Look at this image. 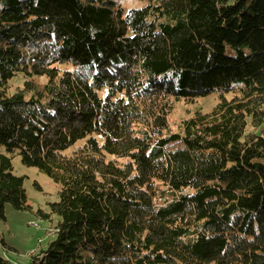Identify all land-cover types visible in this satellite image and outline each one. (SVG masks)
Instances as JSON below:
<instances>
[{"label":"trees","instance_id":"1","mask_svg":"<svg viewBox=\"0 0 264 264\" xmlns=\"http://www.w3.org/2000/svg\"><path fill=\"white\" fill-rule=\"evenodd\" d=\"M140 1L0 0V221L18 154L59 189L28 264H264V0Z\"/></svg>","mask_w":264,"mask_h":264},{"label":"rangeland","instance_id":"2","mask_svg":"<svg viewBox=\"0 0 264 264\" xmlns=\"http://www.w3.org/2000/svg\"><path fill=\"white\" fill-rule=\"evenodd\" d=\"M125 10L131 7H140L145 4L140 0H119ZM36 81L44 83L46 78L35 77ZM24 77L18 74L8 83V92H12L16 87H22ZM98 95L105 97L107 88L97 91ZM218 98L214 93L207 97L200 98L188 104L182 100L176 101L168 116L169 127L171 131L177 130V125L183 117H189L196 109H201L203 112H208L216 104ZM245 131L256 132L264 135V124L261 127H252L251 121L248 118ZM79 144V143H78ZM13 173L24 177V188L27 195V203L30 206L28 209H15L11 204L5 205V220L0 221V237L10 249H1L0 253L7 257L10 264H28L29 256L33 251L46 248L48 243L55 238L54 228L59 217L50 213L51 202L58 200V187L44 173L40 172L35 167H28L22 164L18 154L11 156ZM34 182L40 186L37 189ZM157 186L164 188L161 184ZM165 190V189H164ZM157 201L169 199V193H157ZM159 203V202H158ZM51 214L45 219L40 214Z\"/></svg>","mask_w":264,"mask_h":264},{"label":"bare ground","instance_id":"3","mask_svg":"<svg viewBox=\"0 0 264 264\" xmlns=\"http://www.w3.org/2000/svg\"><path fill=\"white\" fill-rule=\"evenodd\" d=\"M171 80H172V79H171ZM173 80H174V79H173ZM173 80H172V81H173Z\"/></svg>","mask_w":264,"mask_h":264}]
</instances>
